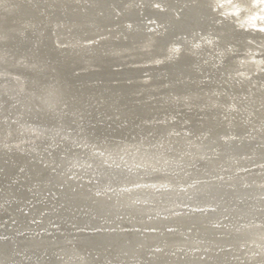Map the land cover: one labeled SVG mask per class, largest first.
Listing matches in <instances>:
<instances>
[{
  "label": "bare ground",
  "instance_id": "bare-ground-1",
  "mask_svg": "<svg viewBox=\"0 0 264 264\" xmlns=\"http://www.w3.org/2000/svg\"><path fill=\"white\" fill-rule=\"evenodd\" d=\"M216 2L0 0V264H264V0Z\"/></svg>",
  "mask_w": 264,
  "mask_h": 264
},
{
  "label": "rangeland",
  "instance_id": "rangeland-1",
  "mask_svg": "<svg viewBox=\"0 0 264 264\" xmlns=\"http://www.w3.org/2000/svg\"><path fill=\"white\" fill-rule=\"evenodd\" d=\"M192 1V0H191ZM220 2H216V4L218 5V7H222V0H219ZM225 10H224V8H222L221 9V11L219 12L220 14H222V15H224L225 13ZM218 13V14H219ZM247 44H249V46H247V48H249V47H253L252 49H253V51L254 52H256L258 49H257V47H258V44H257V42H255L253 39L252 40H248V43Z\"/></svg>",
  "mask_w": 264,
  "mask_h": 264
},
{
  "label": "snow or ice",
  "instance_id": "snow-or-ice-1",
  "mask_svg": "<svg viewBox=\"0 0 264 264\" xmlns=\"http://www.w3.org/2000/svg\"><path fill=\"white\" fill-rule=\"evenodd\" d=\"M157 7H159V5H157ZM260 31H264V29H261Z\"/></svg>",
  "mask_w": 264,
  "mask_h": 264
}]
</instances>
